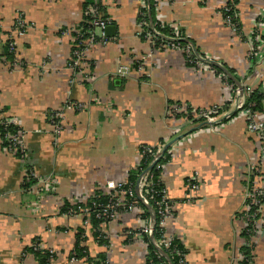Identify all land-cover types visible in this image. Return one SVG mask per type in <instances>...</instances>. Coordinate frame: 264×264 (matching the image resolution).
<instances>
[{
    "label": "crops",
    "instance_id": "0c3cea01",
    "mask_svg": "<svg viewBox=\"0 0 264 264\" xmlns=\"http://www.w3.org/2000/svg\"><path fill=\"white\" fill-rule=\"evenodd\" d=\"M85 1L0 0V121L16 122L26 156L8 152L0 138V264H42L29 251L33 244L53 251L49 264H145L135 212L119 213L96 231L82 215L65 211L105 194L108 180L126 181L142 145L160 153L174 139L161 173L173 207L165 234L180 243L185 264H234L246 242L245 195L253 187L249 168L260 141L226 104L227 76L208 60L233 71L245 105L253 91L264 94V57L249 66V44L226 27L220 0H155L156 21L175 26L198 52L186 44L194 65L185 46L157 49L148 41L137 21L146 0H97L114 34L108 45L89 47L74 68L72 31L80 28ZM263 2L238 1L243 32ZM18 17L26 22L22 37H15ZM7 36L14 37L15 54ZM121 66L130 72L118 73ZM213 105H220L222 121L213 132L193 116H168L174 106L192 111ZM262 106L264 115V98ZM57 111L63 112L60 134L51 118ZM30 170L35 177L27 181ZM194 174L201 182L191 190L187 180ZM80 231L86 255L72 263ZM251 248V264H264V226Z\"/></svg>",
    "mask_w": 264,
    "mask_h": 264
},
{
    "label": "built area",
    "instance_id": "2783aa9c",
    "mask_svg": "<svg viewBox=\"0 0 264 264\" xmlns=\"http://www.w3.org/2000/svg\"><path fill=\"white\" fill-rule=\"evenodd\" d=\"M236 1L240 0H220V13L223 16L224 23L226 27L232 33L242 36L245 39L249 46V50L247 52V59L249 61V66H252L254 62L259 63L263 60L264 57V2L260 5L254 13H252L249 24L250 27L247 30V33L242 31V19L240 18L241 15L238 13L236 9ZM95 3H98L97 0H94ZM143 8H146L143 6ZM86 16L88 17L87 24L89 25V29L86 32H83L81 28L75 29L72 31L73 34V49L71 54V64L72 67L77 68L80 67L84 58L85 54L89 47L93 45H100L106 46L108 45L110 39L104 34V30L107 26L111 25V20L107 17H103L100 13L98 7L95 5H90L85 9ZM233 14V15H232ZM240 15V16H239ZM15 23V37H22L26 33V22L18 17ZM139 25L141 27H147L146 37L148 41L154 45L156 41V36L159 33L152 28L146 22H140ZM171 36L169 37L172 41H178L180 38V34L175 26H171ZM96 31H99V35L96 34ZM7 49L10 53H16V42L14 37H6L5 39ZM171 47H177L178 44L172 43L170 44ZM190 47L188 45L185 46V55L186 58L189 59V63H195L196 58H192ZM192 50V49H191ZM193 52V51H192ZM191 54V55H190ZM120 74H127L129 73V69L126 66H121L117 70ZM224 74L220 73V76L223 77ZM228 84V83H227ZM229 85V84H228ZM231 88V96L226 101V104H233L234 109L239 118H244L246 120L248 131L254 134L260 141V149L251 163L249 168V173L253 176V187L248 191L246 196V211L243 213V228L242 232L245 231L248 235V240L243 243V247H250L252 240L255 238L260 237V233L264 226V115L260 114V112L250 111L248 108L244 107V103L240 101L237 97L239 95L238 89L232 91L233 87L230 85ZM247 90V89H246ZM230 102V103H229ZM225 104V103H224ZM75 105H72L70 109H72ZM78 107V106H77ZM80 107V106H79ZM221 107L220 105H213L207 109H200V110H192L189 111L186 107H178L174 106L172 109L168 111V116L173 118L176 115H184L185 117L193 116L195 119L207 124L210 126V131H214L213 125L220 122H217V118L220 115ZM224 116V114H223ZM51 118L53 120V130L60 134L63 129L61 121L63 119V112L57 111L52 113ZM225 118V117H224ZM228 119V118H227ZM228 121H231L230 119ZM227 122V121H226ZM0 125H13L17 127V124L14 120H3L0 121ZM222 125V123H221ZM18 128V127H17ZM19 129V128H18ZM22 132L20 129L16 131L14 134L7 132L5 134L6 142L8 143L6 150L13 154L20 153L24 160L26 161L25 151L23 148ZM162 147V145H161ZM160 150H155L153 147L148 145L142 146L140 151V159L143 156H148L152 158L149 163H147L148 167L154 162V160L159 155ZM24 161V162H25ZM168 161L165 155L158 161L153 168L159 171V176L157 177V183L161 182V173L164 169L165 163ZM140 162L136 166V178L137 180L140 178L139 182V195L142 198L143 203L138 199L135 194V185L131 184L128 180L122 181H113L108 180L105 183V190L106 196L108 198L107 203L104 205L98 204L96 202H86V200H79L75 202L73 205H70L65 214L70 215H77L80 214L84 218V224L89 225L90 220L89 217L91 214L94 217L102 222H107L114 220L121 212L123 213H132L135 212L138 215V221L140 223V227L138 229V237L145 245V261L147 256L149 255V250L147 249V243L145 242V238H150L152 236L155 226L157 225V231L159 234V240L154 241L155 247L161 250H169L171 246V242L174 238L167 237L165 234V225L167 220L173 214V207L171 202L167 197V190L165 186L161 189H155V184L153 182V174L150 171L153 169L140 170ZM146 171V172H145ZM35 175L30 170L26 173L25 178L27 181L34 179ZM137 182V181H136ZM200 179L198 174H194L187 180V186L191 190L198 189L200 185ZM163 184V183H162ZM90 203V204H89ZM149 205L153 209L155 213V224L152 226V221L150 216H146L147 213L146 208L144 205ZM250 241V242H249ZM33 250L41 249L38 245L33 244L30 246ZM43 250V249H42ZM49 254L54 255L53 251L46 250ZM164 251V250H163ZM86 255V253L84 252ZM169 254L171 256H178L179 260L177 264H185L184 254L173 248L169 250ZM154 256L156 259H162V255L159 253L158 250L154 251ZM84 258V257H82ZM80 258H76L75 256L70 257V261L73 263ZM246 256L241 252L238 251L237 255L234 257V264H242L246 262ZM148 264H152L149 262ZM251 264V263H249Z\"/></svg>",
    "mask_w": 264,
    "mask_h": 264
},
{
    "label": "trees",
    "instance_id": "16d2710c",
    "mask_svg": "<svg viewBox=\"0 0 264 264\" xmlns=\"http://www.w3.org/2000/svg\"><path fill=\"white\" fill-rule=\"evenodd\" d=\"M238 3V2H236ZM155 0H146V8H142L140 10V13L137 17V21L140 23V22H146L147 24H152V27L153 29H155L157 32H159L160 35L156 36V41L154 43V48H157V49H162L164 45L166 44H172V43H175V44H178L179 46H186V43L184 42H180V41H172L169 39V37L171 36V29L167 26V25H162L160 24L159 22L156 21L155 19V12H154V6H155ZM90 5H95L96 7H98V3H95L94 0H86L85 3H84V6H83V10H84V16H83V21L80 23V28L83 32H86L88 31L89 29V25L87 24V20H88V17L86 16V12H85V9L86 7L90 6ZM150 12V18H151V23L149 21V17H148V13ZM233 15V14H232ZM104 17V16H103ZM147 31V28L144 26V31ZM180 37H184L182 35V33H180ZM242 38V36H241ZM192 58H195V55L192 56ZM189 61V59H187ZM190 65H194L195 63H189ZM213 69L216 70V72L220 73V70L219 69H216V67L212 66ZM231 73H233L232 70L228 69ZM227 83L232 85L233 90H235L237 87L236 85L230 81L228 78L226 79ZM264 98V94L263 93H260L258 90H255L253 91L246 99V104L244 105L245 108H248L250 111H254V112H261L262 111V100ZM19 129L13 125H6V126H3V125H0V138L2 140V145L3 146H7V142H6V139H5V134L7 132L9 133H12L14 134L16 131H18ZM142 146H145V145H142ZM142 146L140 147V151H141V148ZM16 156L18 158L21 157L20 153H16ZM166 159H167V156H165ZM150 160H152V158L148 157V156H143L142 159H140V170H145L148 165L147 163L150 162ZM136 171H133L130 173L129 177H128V181L135 185L136 181H137V178H136ZM150 173L153 174V182L155 184V189L159 190L161 189L164 185L162 183H157V177L159 176V171L156 170L155 168H153ZM252 189V188H251ZM107 196L106 194H97L96 196H94L92 199L89 200V202H96L98 204H101V205H104L107 203ZM89 203V204H90ZM69 207L67 206V209ZM66 209V211H67ZM65 211V212H66ZM120 213H123L120 211ZM146 216L149 217V214L148 212L145 214ZM89 220H90V225L92 226V229L94 230H98L99 229V225L102 221L96 219L94 217L93 214H91V216L89 217ZM96 233H94L95 235ZM159 232L157 231V225L155 226V229L153 231V239L154 241H157L159 240ZM80 235H81V231L78 233L77 237H76V246L74 247V250L72 252V256H75L76 258H82L84 257V247H81L79 244H80ZM242 236H244L245 240H248V235L246 234L245 231L242 232ZM154 241H151L150 238H145V242L147 243V249L149 250V255L147 256L146 258V261H145V264H148L149 262H152V264H177V261L179 260L178 256H171L169 254V250H172L173 248H176L177 250H179L180 252H182L184 254V251H183V248L182 246L180 245V243L176 240V239H173V241L171 242V246L169 248V250H164V253L167 255L168 257V261H166L164 258L158 260L156 259V257L154 256V251L157 250V248L155 247V244H154ZM103 242V241H102ZM101 244H105L106 243H102ZM251 250L252 248L250 247H242L241 248V252L246 256L247 258V261L246 262H243L242 264H249L251 263V260H252V256H251ZM29 251H31V253H33V255L38 258L42 264H49L50 260L54 257V255H51L49 254L48 251L46 250H42V249H38V250H33L31 247L29 248Z\"/></svg>",
    "mask_w": 264,
    "mask_h": 264
},
{
    "label": "water",
    "instance_id": "95a60500",
    "mask_svg": "<svg viewBox=\"0 0 264 264\" xmlns=\"http://www.w3.org/2000/svg\"><path fill=\"white\" fill-rule=\"evenodd\" d=\"M148 17H149V21H150V23H151L150 12L148 13ZM104 34H105L106 36H113V34H114V29H113V27H112L111 25H110V26H107V27L105 28V30H104ZM178 41H180V42H184V43H186V44H188V45H191V47H192V49H193L195 55H196L197 57H199L198 52L195 50V48L193 47L192 43H191L187 38H181V39H179ZM208 63L211 64V65H213V66H215V67H216L217 69H219L223 74H225V75L227 76V78H228L230 81H232V82L236 85V87H237V89H238V91H239V95L242 96V94H243V88H242L241 83L238 81V79H236V78H235V77H234V76H233V75H232V74H231V73H230L225 67H223V66L220 65L219 63H217V62H215V61H211V60H208ZM174 141H176V140H175V139L172 140L171 142L167 143V144L163 147V149L161 150V152L159 153V155L157 156V158H156V159L154 160V162L148 167V169H147L146 171L152 169L153 166H154L158 161H160V159L163 157V155L165 154V152L168 150L169 146H170ZM146 171H145V172H146ZM139 182H140V178L137 180L134 190H135V194H136V196L138 197V199L143 203L142 198L140 197V195H139V191H138V189H139V188H138V187H139ZM143 205H144V207L146 208V210H147V212H148V214H149V216H150V219H151V221H152V226H154V224H155V220H156V217H155V213H154L153 209H152L151 206H149V205H145V204H143ZM150 239H151V241H154L153 236H150ZM157 250H158L159 253L162 255V257H163L166 261L169 262L167 255H166L161 249L157 248Z\"/></svg>",
    "mask_w": 264,
    "mask_h": 264
},
{
    "label": "rangeland",
    "instance_id": "374dc122",
    "mask_svg": "<svg viewBox=\"0 0 264 264\" xmlns=\"http://www.w3.org/2000/svg\"><path fill=\"white\" fill-rule=\"evenodd\" d=\"M242 3H243V2H242ZM242 3H240V2H239V4H242ZM239 4H238V5H239ZM219 7H220V6H219ZM237 9H238V11H239V8H238V6H237ZM255 11H256V10H255ZM255 11H254V12H255ZM254 12H253V13H254ZM245 33H247V30L245 31ZM190 51H191V53H192V55L190 54V55H191V57H192L194 54H193V52H192V50H191V49H190Z\"/></svg>",
    "mask_w": 264,
    "mask_h": 264
}]
</instances>
